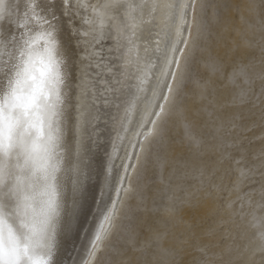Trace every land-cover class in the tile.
<instances>
[{
    "label": "bare ground",
    "instance_id": "6f19581e",
    "mask_svg": "<svg viewBox=\"0 0 264 264\" xmlns=\"http://www.w3.org/2000/svg\"><path fill=\"white\" fill-rule=\"evenodd\" d=\"M232 1L234 0H200L198 5L197 0H40L41 7L46 12L54 13L53 35L58 48L57 71L60 77L57 86L60 100L56 105V115L51 121L53 135L60 137L56 156L64 169L59 173V215L51 231L50 255L54 264H94L98 256L100 264H107L110 258L108 255L117 254V246L110 241L112 237L117 245L121 242L125 247L136 241L131 235L134 233H126L128 231L124 230L126 228L122 224L131 214L129 201L134 208L143 195L139 196L138 192L144 185V180H137L148 160L152 161L159 176L164 172L168 161L165 157H158L156 150L164 147L171 137L167 138L170 132L167 134L166 127L170 125L171 130L181 131L182 139L189 144L191 153L200 144L196 135L197 127H194L191 120L193 117L190 119L186 114L192 111V105L204 100L213 89V82L221 76L224 65L217 56L210 57V34L213 32L216 40L220 41L219 44L223 45L222 37L236 33L239 42L233 39L235 42L232 49L236 46L235 51L240 55L252 49L258 43L256 41L264 42V24L256 14L257 0H242L244 11L238 12L239 23L230 24V18L225 15L227 4L231 2L232 6H236V2ZM12 2L16 3L17 0ZM20 2L29 3L30 0ZM106 3L123 4L124 7L118 12H105L101 5ZM145 18L147 24L142 30L144 25L141 23ZM15 27V24L5 22L0 25V31L11 32ZM110 29L114 30L113 37ZM193 37L189 66L178 79L176 69L178 67L177 70H180L182 61L186 58L184 53ZM146 39L149 41L148 47ZM112 47L119 53L117 62L103 59L107 54H114ZM11 51L0 40V73L7 71ZM103 61L114 67L120 64V67L113 69L114 73L108 76L104 70L109 64L106 67ZM19 62L17 52L16 63ZM198 64L205 74L202 82L192 74V67ZM117 70L122 74L121 83L118 81L121 90L118 88L114 95L107 94L106 91L107 98L98 96L97 90L101 88V84L105 88L108 79L112 78L113 83L115 82ZM14 74L13 70L12 78ZM256 74L257 72H250L249 69H239L228 75L225 84L230 88L239 81L238 84L245 88L250 84V77ZM186 81L193 87V102L187 113L180 102L185 94L182 87ZM7 83L8 80L3 79L0 100L3 99ZM176 88L178 90L169 103ZM237 92L238 97H245L242 90ZM212 110L213 107H208L197 114L206 121L212 115ZM45 130L47 131V127ZM220 144V141L213 142L216 146ZM169 175L172 176L173 173H168L167 177ZM238 175L239 179L244 177L242 169L238 171ZM161 176L159 180L163 181ZM74 182L77 183L75 190ZM176 189L171 188L170 194ZM182 201L186 205L191 200L186 197ZM119 207L120 214L113 220ZM210 210L209 206H204L198 214L201 216ZM252 221V233L260 236L263 241L264 214L253 216ZM124 246L117 249L124 252ZM159 246V251L168 253L163 244ZM252 249L253 252L257 250L256 247ZM165 255L159 257L164 259ZM120 257H123L122 254ZM111 262L109 263L112 264Z\"/></svg>",
    "mask_w": 264,
    "mask_h": 264
},
{
    "label": "rangeland",
    "instance_id": "374dc122",
    "mask_svg": "<svg viewBox=\"0 0 264 264\" xmlns=\"http://www.w3.org/2000/svg\"><path fill=\"white\" fill-rule=\"evenodd\" d=\"M232 2H236V8L231 2L227 4L228 10L225 16L235 20L233 22L229 19L230 24L239 23L238 12L244 11L242 0ZM256 6L258 10L256 14L264 24L262 19L264 0H257ZM141 24L144 25L143 30L147 18ZM239 26L241 28L240 24ZM110 33L113 37L114 30L110 29ZM233 33L221 38L222 41L224 40L223 45L219 44L220 41L216 40L213 32L210 34L211 38L208 40L210 57L217 56L224 65L221 76L213 82V89L206 98L200 103H193L191 110L194 113L189 112L193 102V87L187 81L182 87L185 94L180 102L185 113L189 112L186 115L190 119L193 117L191 120L194 122L193 125L195 124L194 127H197L196 135L200 144L195 148V152L191 153L189 144L182 139L181 131L171 130L170 125L166 127L167 134L170 132L172 135L169 133L167 138L171 137L167 139L166 145L156 150L158 157H165L168 161L162 176L160 175L163 181L159 180L160 176L156 168L147 158L146 167H143L141 176L137 180V182L144 180V185L138 192L139 196L143 195L139 197L137 206L135 205L137 209L133 208L129 201L131 214L122 224V227L126 228L124 230L128 231L126 233L137 234H131L136 241L125 247L121 242L117 245L112 237L110 241L115 247L117 246V254H109L108 263L115 257L112 264L125 262V264H246V260H248L247 264H264V239L261 241V237L251 230L252 217L264 214V42L256 41L258 43H255L252 49L240 55L235 51L236 46L232 49L237 39V34ZM146 44L148 47V39ZM111 49L114 54H107L103 59L117 62L119 53L115 52L113 47ZM224 49L226 50L223 52ZM215 51H217L216 55H214ZM179 54L181 55L182 51ZM103 63L106 67L109 64L107 61ZM119 65L114 67L110 63L107 69L103 67L104 72L109 76L110 73H114L113 69L120 67ZM243 68L257 74L250 77V84L245 88H242L238 81L230 89L225 84L228 75ZM192 74L199 82L205 79L204 71L199 64L192 67ZM121 76L122 74L117 70L115 82L113 83L112 78L106 81V87L108 86L109 89L103 88L104 85L101 84L97 95L107 98V94L114 95L118 88L121 90L122 87L118 84V81L121 83ZM237 90L245 93L243 99L238 97ZM239 100L241 102H238ZM213 103L216 105L213 106ZM208 107H213L214 110L205 121L197 112ZM216 127L218 129H215ZM214 141H220L221 144L213 145ZM206 142L211 145H205ZM241 169L244 177L239 179L238 171ZM168 173L173 175L167 177ZM170 187L177 188L173 194H170ZM186 197L191 201L185 205L182 200ZM204 206H209L211 210L200 216L198 212ZM157 244L165 245L168 253L165 255L159 251L160 246L158 247ZM122 246L124 252L117 249ZM253 247L257 248L255 252ZM121 254L123 257H120ZM161 254L165 255L164 259H161ZM96 260L94 264L101 263L99 256Z\"/></svg>",
    "mask_w": 264,
    "mask_h": 264
},
{
    "label": "snow or ice",
    "instance_id": "6c2138e0",
    "mask_svg": "<svg viewBox=\"0 0 264 264\" xmlns=\"http://www.w3.org/2000/svg\"><path fill=\"white\" fill-rule=\"evenodd\" d=\"M101 7L118 12L124 5ZM53 18L40 0H0V25H16L11 32L0 31V40L12 49L7 71L0 73V87L8 80L0 100V264H45L37 249L50 253L59 215L64 169L56 156L60 137L53 135L51 123L60 100Z\"/></svg>",
    "mask_w": 264,
    "mask_h": 264
},
{
    "label": "water",
    "instance_id": "95a60500",
    "mask_svg": "<svg viewBox=\"0 0 264 264\" xmlns=\"http://www.w3.org/2000/svg\"><path fill=\"white\" fill-rule=\"evenodd\" d=\"M199 1H200V0H197L196 4L199 5ZM197 9H198V8H197ZM196 14H197V10H196ZM195 22H197V16L195 17ZM193 40H194V37L190 39V43H189V45L187 46V49H186V51H185V53H184V54L186 55V58L183 59V61H182V66H181L180 70H177L178 67H177V69H176V71H178V74H176V78L178 77V79L183 75L184 71H186V69H187L188 66H189V57H190V51L192 50ZM176 71H175V73H176ZM173 78H174V76H173ZM176 78H175V79H176ZM177 88H178V86H177ZM177 88L175 89L174 93L172 94V96H171V98H170V100H169V103H171V101H172L174 95L176 94V92H177V90H178ZM169 92H170V89H169ZM162 116H163V114H162ZM152 131H153V130H152ZM118 214H120V207H119V209H117V211H116V215H115V217L113 218V220L116 219V216H117ZM105 240H106V238L104 239V243H105ZM100 251H101V250H99V252H100Z\"/></svg>",
    "mask_w": 264,
    "mask_h": 264
},
{
    "label": "clouds",
    "instance_id": "9594fccd",
    "mask_svg": "<svg viewBox=\"0 0 264 264\" xmlns=\"http://www.w3.org/2000/svg\"><path fill=\"white\" fill-rule=\"evenodd\" d=\"M37 255L45 261V264H54V260L52 259L48 249H37Z\"/></svg>",
    "mask_w": 264,
    "mask_h": 264
}]
</instances>
